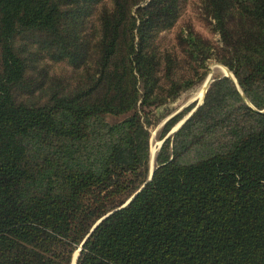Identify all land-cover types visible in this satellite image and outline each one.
I'll return each instance as SVG.
<instances>
[{
  "label": "trees",
  "instance_id": "16d2710c",
  "mask_svg": "<svg viewBox=\"0 0 264 264\" xmlns=\"http://www.w3.org/2000/svg\"><path fill=\"white\" fill-rule=\"evenodd\" d=\"M186 2L0 0V264H264V0H201L219 42L161 48ZM208 60L235 81L163 123L147 180Z\"/></svg>",
  "mask_w": 264,
  "mask_h": 264
},
{
  "label": "rangeland",
  "instance_id": "374dc122",
  "mask_svg": "<svg viewBox=\"0 0 264 264\" xmlns=\"http://www.w3.org/2000/svg\"><path fill=\"white\" fill-rule=\"evenodd\" d=\"M96 8L98 9V6ZM203 11L204 10L202 9L201 0H187L175 25L169 31L161 34L163 38L162 39L160 38L161 39L160 47L171 48L173 45L176 44L177 34L181 32L182 29H185L187 27H189L190 30H193L194 32H196V34L202 36L203 38L209 39L212 43H214V45H216L219 42V34L213 31V28L209 24L208 20L205 19V12L203 13ZM95 19H96V15L95 13H93L89 18L86 19L85 21L86 26L88 28H92L94 26ZM177 49L180 51L178 46ZM46 62L47 64H50V72L52 71L58 74L67 75L70 78H74L73 75H77L79 72V71L75 72L71 67L65 65L64 63H54L52 61H46ZM226 68H227L226 66H224L223 64L217 61L208 60L207 71L201 80H198V82H196L195 85L189 90L182 92L175 100L168 102L167 104L163 105L158 109V113H159L158 116L160 117V119L158 118L159 119L158 123L150 128L149 174L154 167V158L156 152L163 141L158 139V131L161 129L163 123L169 117L173 116L178 111L182 110L184 107L188 106L193 102L196 103L195 106L200 105L203 102L202 95L200 94L202 92L201 89L203 88L206 82L205 80H207V78L210 75H212V78L215 75H221V74L224 75L226 73ZM187 115L184 117V119L187 117ZM171 131L167 135H169ZM152 148H154V153L151 158ZM151 160L153 161L152 163Z\"/></svg>",
  "mask_w": 264,
  "mask_h": 264
},
{
  "label": "water",
  "instance_id": "95a60500",
  "mask_svg": "<svg viewBox=\"0 0 264 264\" xmlns=\"http://www.w3.org/2000/svg\"><path fill=\"white\" fill-rule=\"evenodd\" d=\"M224 75H226V76H229V77H231L234 81H235V78H234V76H233V74L226 68V73L224 74ZM213 80V78H212V75H210L208 78H207V80H206V82H205V85H204V88H203V93H202V99H203V97H204V95H205V92H206V90L208 89V86H209V84H210V82ZM198 106V105H197ZM197 106H195L192 110H191V112L187 115V117L184 119V120H182L181 122H179L173 129H172V131H171V133L173 132V131H175V130H177L182 124H183V122L192 114V112L197 108ZM152 173H153V170H151V172H150V174H149V177H148V179L147 180H150L151 179V177H152ZM143 186V185H142ZM140 189H138V191H139ZM134 195H132V197H133ZM131 197V198H132ZM131 198H129L128 200H127V202L126 203H128L130 200H131ZM81 246V245H80ZM80 246H79V248L75 251V254H74V256H73V259H72V263L71 264H75V262H76V258H77V255H78V252H79V250H80Z\"/></svg>",
  "mask_w": 264,
  "mask_h": 264
},
{
  "label": "bare ground",
  "instance_id": "6f19581e",
  "mask_svg": "<svg viewBox=\"0 0 264 264\" xmlns=\"http://www.w3.org/2000/svg\"><path fill=\"white\" fill-rule=\"evenodd\" d=\"M225 71V70H224ZM206 81V80H205ZM205 85V84H204ZM203 88H204V86H203ZM203 88L201 89V94L200 95H202V93H203ZM153 153H154V148H152V150H151V158H152V156H153ZM153 161L151 160V163H152ZM75 254V253H74Z\"/></svg>",
  "mask_w": 264,
  "mask_h": 264
}]
</instances>
